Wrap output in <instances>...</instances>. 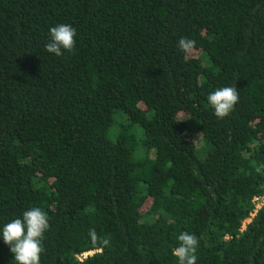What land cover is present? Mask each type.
I'll return each mask as SVG.
<instances>
[{"label": "trees", "instance_id": "16d2710c", "mask_svg": "<svg viewBox=\"0 0 264 264\" xmlns=\"http://www.w3.org/2000/svg\"><path fill=\"white\" fill-rule=\"evenodd\" d=\"M263 194L264 0H0V225L45 210L40 264H264Z\"/></svg>", "mask_w": 264, "mask_h": 264}, {"label": "clouds", "instance_id": "9594fccd", "mask_svg": "<svg viewBox=\"0 0 264 264\" xmlns=\"http://www.w3.org/2000/svg\"><path fill=\"white\" fill-rule=\"evenodd\" d=\"M76 29L71 24L60 23L49 29L48 42L45 44L47 52L60 56L63 52L71 51L75 44ZM195 41L182 37L177 47L186 51L193 48ZM238 101L235 87L224 86L217 88L207 95V104L213 109L218 118L227 116ZM49 228V218L45 210L38 206H31L9 222L0 225V240L8 245L13 253L15 264H40L42 240ZM93 242L97 240L95 229L89 231ZM178 245L172 250L178 264H196L198 239L194 234L181 232L177 236ZM104 245L108 244L103 240Z\"/></svg>", "mask_w": 264, "mask_h": 264}, {"label": "built area", "instance_id": "2783aa9c", "mask_svg": "<svg viewBox=\"0 0 264 264\" xmlns=\"http://www.w3.org/2000/svg\"><path fill=\"white\" fill-rule=\"evenodd\" d=\"M253 203H254V210L252 211L251 215H250V218H248L245 223H249L252 218L258 213V211L262 208V206L264 205V194L263 195H257L254 197L253 199ZM244 223V224H245ZM90 253H84L79 257V259H83L85 258L87 255H89Z\"/></svg>", "mask_w": 264, "mask_h": 264}, {"label": "rangeland", "instance_id": "374dc122", "mask_svg": "<svg viewBox=\"0 0 264 264\" xmlns=\"http://www.w3.org/2000/svg\"><path fill=\"white\" fill-rule=\"evenodd\" d=\"M197 137V136H196ZM248 223L246 222L245 224H244V227L243 228H245V226L247 225Z\"/></svg>", "mask_w": 264, "mask_h": 264}]
</instances>
